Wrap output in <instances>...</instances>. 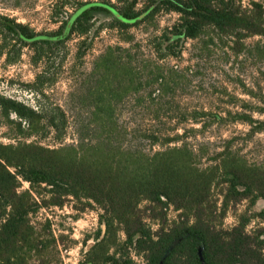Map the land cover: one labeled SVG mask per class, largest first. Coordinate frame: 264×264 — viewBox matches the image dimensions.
I'll use <instances>...</instances> for the list:
<instances>
[{"label": "trees", "instance_id": "obj_1", "mask_svg": "<svg viewBox=\"0 0 264 264\" xmlns=\"http://www.w3.org/2000/svg\"><path fill=\"white\" fill-rule=\"evenodd\" d=\"M120 1L121 6L110 0L82 3L71 33L87 34L94 16L102 14L111 19L110 28L121 30L123 41L132 43L131 27L152 22L161 12H176L180 18L155 38L149 70L150 65L141 66L132 46H109L99 56L94 85L78 101L86 110L78 116L83 124L77 120L75 142L58 147L0 142V264H50L59 257L64 235H56L52 218L42 221L38 215L71 201L83 203L81 211L94 205L101 210L105 233L87 252L92 264H136L132 248L144 258L142 264H264V228L248 231L250 218L244 215L231 228L222 226L230 204L250 200L254 205L264 199V165L249 164L224 150L215 164L203 168L187 143L149 153L133 144L132 131L122 115L120 127L117 112L119 103L146 100L141 93L147 87L152 88V100L163 96L179 71L161 60L178 56L184 40L197 39L209 28L238 38L260 36L264 46V0L253 1L249 8L237 0H145L141 8L139 0ZM2 19L6 31L26 40L37 37L28 25ZM154 91L160 94L153 97ZM58 110L45 112L0 96V120L15 124L24 137L52 129L63 140L66 113ZM238 117L254 122L246 114ZM181 139L178 135L165 142ZM24 182L29 188L21 190ZM220 183L225 190L219 209L212 190ZM144 201L150 203L146 211L172 205L181 210L182 219L153 232L142 215ZM257 216L264 219V210Z\"/></svg>", "mask_w": 264, "mask_h": 264}, {"label": "rangeland", "instance_id": "obj_2", "mask_svg": "<svg viewBox=\"0 0 264 264\" xmlns=\"http://www.w3.org/2000/svg\"><path fill=\"white\" fill-rule=\"evenodd\" d=\"M105 1L0 0V16L26 24L37 33L35 39L26 40L0 24V96L45 112L59 113L61 107L67 119L64 139L58 140L57 132L52 129L45 135L24 137L15 124L1 118L0 142L34 141L49 147L75 142L80 126L77 120L82 122L78 116L86 110L79 102L94 85L92 75L99 56L109 46H132L141 66L150 65L149 70L155 60V38L180 18L176 12H161L154 21L131 27L132 43L123 41L121 30L110 28L111 19L102 14L94 16L87 34L71 33L82 3L104 4ZM110 1L121 6L120 0ZM144 1L139 0V8ZM237 1L243 8H249L258 0ZM241 37L222 35L209 28L197 39L184 40L178 56H165L161 60L165 67L173 66L179 72L163 96L152 100V88L147 87L141 93L146 99L142 103L128 100L117 106L120 127L122 115L132 131L133 144L154 153L187 143L203 168L215 164V158L224 150L239 154L249 164L264 165V111H261L264 110V46L260 36ZM159 94L154 91L152 96ZM242 114L251 116L254 122L239 119L238 115ZM178 135L181 140L165 142ZM153 136L159 138L158 143ZM27 188L29 183L24 182L21 190ZM223 190L222 183L213 186V200L219 209ZM149 205L144 201L140 208L153 232L182 219L181 210L172 205L146 211ZM83 206L81 202L71 201L63 208L52 207L39 213L42 221L46 216L52 218L56 235H64L61 255L50 264H92L87 252L104 236L105 226L97 205L81 211L79 208ZM263 210L262 198L254 205L250 200L230 204L222 226L231 228L244 215L250 218L247 230L254 232L264 228V219L257 216ZM119 237L125 239L122 233ZM130 253L136 264L143 263L141 254L133 248Z\"/></svg>", "mask_w": 264, "mask_h": 264}, {"label": "water", "instance_id": "obj_3", "mask_svg": "<svg viewBox=\"0 0 264 264\" xmlns=\"http://www.w3.org/2000/svg\"><path fill=\"white\" fill-rule=\"evenodd\" d=\"M105 226V225H104Z\"/></svg>", "mask_w": 264, "mask_h": 264}]
</instances>
